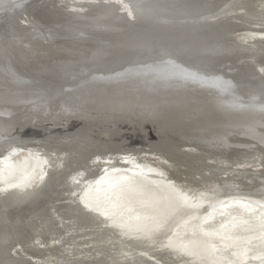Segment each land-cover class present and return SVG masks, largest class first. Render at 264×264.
<instances>
[{
    "label": "bare ground",
    "instance_id": "bare-ground-1",
    "mask_svg": "<svg viewBox=\"0 0 264 264\" xmlns=\"http://www.w3.org/2000/svg\"><path fill=\"white\" fill-rule=\"evenodd\" d=\"M84 1L0 0V264H264V0Z\"/></svg>",
    "mask_w": 264,
    "mask_h": 264
},
{
    "label": "rangeland",
    "instance_id": "rangeland-1",
    "mask_svg": "<svg viewBox=\"0 0 264 264\" xmlns=\"http://www.w3.org/2000/svg\"><path fill=\"white\" fill-rule=\"evenodd\" d=\"M74 1H77V2H86V1H84V0H74ZM72 2V1H71ZM90 3L92 2L91 0L89 1ZM93 2H97V1H93ZM92 2V3H93ZM118 4L120 5V6H123V5H125L122 1H120V2H118ZM13 155H15V153L14 154H12L11 156H13ZM28 154L27 153H21V154H19L18 156H16L12 161H11V163H12V165L11 166H7V168H6V170H3V169H1V171L8 177V178H10V179H12V178H15V173H16V171H17V167L18 166H22V164H23V162H24V157H26ZM127 172L130 174V175H134V173H132L130 170H127ZM135 175H137V174H135ZM164 177L166 178L167 176H165L164 175ZM98 184V183H97ZM85 188V187H84ZM84 188L82 189V191H84ZM89 190H92L91 188L89 189ZM89 193V192H88ZM88 193H86L87 195H88ZM88 203H90L89 202V200H88ZM98 209V208H97ZM100 210V209H99ZM125 213H123V214H121V213H118V212H116V213H113L111 216H110V219H109V221L108 222H110V226L109 227H111L112 226V224H115L116 222H118V221H122L123 220V215H124ZM202 211H201V213L200 214H197L198 216H202ZM122 219H121V218ZM116 218V219H115ZM119 218V219H118ZM194 220V222L195 221H197L198 219L197 218H194L193 219ZM172 232V229L170 230V231H168V233L165 235V237H164V239H163V243H161V244H159V246H162V249L166 246V247H168V244H169V241L171 242L172 240H173V238L176 236V234L173 236V237H171V238H169L168 237V235H170V233ZM186 236H188V235H186ZM185 237V236H184ZM171 239V240H170ZM174 239H176V238H174ZM180 239V240H179ZM178 240L181 242L182 240H183V237H179L178 238ZM163 244V245H162ZM162 249H159V250H162ZM148 255V257H146L147 255ZM145 257H146V259H148L149 261H151V263L153 264H163V261L162 260H160L159 258L157 259L156 257H151L150 256V254H148V253H146V252H144V254H143ZM155 258V259H154ZM154 259V260H153ZM157 261V262H156ZM195 263V262H194Z\"/></svg>",
    "mask_w": 264,
    "mask_h": 264
}]
</instances>
